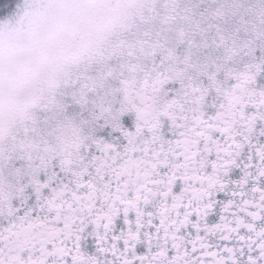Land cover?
Instances as JSON below:
<instances>
[{
    "label": "snow or ice",
    "instance_id": "6c2138e0",
    "mask_svg": "<svg viewBox=\"0 0 264 264\" xmlns=\"http://www.w3.org/2000/svg\"><path fill=\"white\" fill-rule=\"evenodd\" d=\"M0 264H264V0H0Z\"/></svg>",
    "mask_w": 264,
    "mask_h": 264
}]
</instances>
